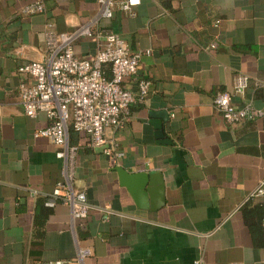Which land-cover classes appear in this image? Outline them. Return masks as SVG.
<instances>
[{
    "label": "crops",
    "instance_id": "obj_1",
    "mask_svg": "<svg viewBox=\"0 0 264 264\" xmlns=\"http://www.w3.org/2000/svg\"><path fill=\"white\" fill-rule=\"evenodd\" d=\"M37 2L43 13H23ZM99 13L98 0H0V264H264V196L248 199L264 181V0H141L135 16ZM48 23L66 34L91 25L94 37L75 44L83 60L106 33L120 36L143 54L125 87L137 95L140 80L152 83L107 132L118 163L70 134L75 186L94 207L80 220L49 205L63 162L36 135L52 122L27 117L19 100L18 69L43 58ZM240 74L251 83L236 105L263 116L228 125L213 102Z\"/></svg>",
    "mask_w": 264,
    "mask_h": 264
},
{
    "label": "built area",
    "instance_id": "obj_2",
    "mask_svg": "<svg viewBox=\"0 0 264 264\" xmlns=\"http://www.w3.org/2000/svg\"><path fill=\"white\" fill-rule=\"evenodd\" d=\"M100 18L113 19L117 11L135 16L134 10L141 0H98ZM42 2L24 8L25 15L44 12ZM45 52L39 61H31L18 69L23 78L19 88V100L29 118L45 113L51 125L37 133V137L50 139L58 148L56 158L63 162L61 180L52 193L49 203L57 200L68 206L74 220L86 218L93 210L87 195L75 186L78 148L70 144V130L87 135L95 148H104L103 153L114 164L124 154L113 139L107 137L110 129L121 127L128 118L131 107L143 103L152 83L142 79L135 95L125 87L127 79L137 75L140 52H132L126 41L114 33H106L103 46L92 60L80 59L75 44L83 37L92 38L91 25L79 28L73 34L59 33L52 23L45 28ZM216 45H211L214 49ZM149 54V53H147ZM106 68L110 70L107 76ZM251 79L237 75L232 92L219 93L214 107L228 125H236L259 119L263 113L251 104L239 107L235 97L244 95ZM264 196V181L248 199ZM89 250L80 252V260L91 257ZM48 264H66L51 262Z\"/></svg>",
    "mask_w": 264,
    "mask_h": 264
},
{
    "label": "water",
    "instance_id": "obj_3",
    "mask_svg": "<svg viewBox=\"0 0 264 264\" xmlns=\"http://www.w3.org/2000/svg\"><path fill=\"white\" fill-rule=\"evenodd\" d=\"M99 149H100L102 152L104 151V148H99ZM115 171H117V172L119 173V175H120V177H121L122 180H125V179L128 178V177H127L128 175H127V173L125 172L124 169H122V168H120V167H117V168L115 169ZM136 177H137V179L140 180V190H141V188H143L144 184L147 183V178H146L145 175H142V174H140V175H138V176H136ZM149 177L152 178V175H149ZM162 190H163V188H162ZM150 192H151V191H150Z\"/></svg>",
    "mask_w": 264,
    "mask_h": 264
},
{
    "label": "trees",
    "instance_id": "obj_4",
    "mask_svg": "<svg viewBox=\"0 0 264 264\" xmlns=\"http://www.w3.org/2000/svg\"><path fill=\"white\" fill-rule=\"evenodd\" d=\"M71 133H77V132H75V131H73V130L71 129V130H70V134H71ZM78 134H79V133H78ZM71 145H72V144H71Z\"/></svg>",
    "mask_w": 264,
    "mask_h": 264
}]
</instances>
